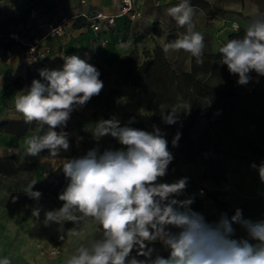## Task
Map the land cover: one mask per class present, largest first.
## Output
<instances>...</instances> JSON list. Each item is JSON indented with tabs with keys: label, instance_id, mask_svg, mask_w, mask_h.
<instances>
[{
	"label": "clouds",
	"instance_id": "obj_1",
	"mask_svg": "<svg viewBox=\"0 0 264 264\" xmlns=\"http://www.w3.org/2000/svg\"><path fill=\"white\" fill-rule=\"evenodd\" d=\"M167 12L184 31L163 45L164 53L183 51L202 64L205 37L196 30L190 0H181ZM232 28L239 31L238 24ZM218 53L220 63L238 76L239 85H247L252 72L264 77V16L253 17L244 35L227 39ZM63 60L60 70H41L40 76L47 83L33 80L30 90L15 97V111L24 123L36 125L35 134L26 136L21 145L24 155L39 156L47 151L50 157H61L70 144L68 133L56 129L66 128L73 111L86 106L103 90L94 65L77 55L64 56ZM183 107L186 110L160 105L162 122L179 123V114L191 111V105ZM134 122L135 118H130L121 126L115 116L98 120L90 130L93 138L98 142L111 136L121 148L100 152L97 147L82 157L57 161L68 183L59 194L62 206L46 212L45 222L60 225L62 231L65 222L75 225L87 219L98 225L101 233L99 238L81 243L65 264H264V219H246L237 208L230 218L221 213L217 221L208 222L191 208L193 197L178 198L188 186L187 177L160 182L174 159L165 134L156 125L152 131L129 126ZM180 138L177 132L173 147ZM252 167L258 169L264 182V162ZM32 185L25 191L39 199L41 193L32 191ZM39 212V208L33 209V216L38 217ZM233 225H240L247 238H233ZM71 235L82 237L83 233L73 230ZM157 241L169 251L167 258H152L155 249L148 245ZM134 249L145 259L133 257ZM0 264L11 261L5 257Z\"/></svg>",
	"mask_w": 264,
	"mask_h": 264
},
{
	"label": "rangeland",
	"instance_id": "obj_2",
	"mask_svg": "<svg viewBox=\"0 0 264 264\" xmlns=\"http://www.w3.org/2000/svg\"><path fill=\"white\" fill-rule=\"evenodd\" d=\"M191 1L194 4L193 20L196 30L205 37L203 63L198 64L194 57L183 51L164 53V57L177 71L189 72L193 66H196L199 78L205 79L221 89H230L233 82L229 79L226 80L229 74L227 66L222 65L226 76L219 74L220 72L205 73L204 60L209 55L218 53L219 47L226 42L230 34L238 32L232 28L234 23L239 25L240 31L245 29L253 17L264 16V0ZM169 7L172 6L155 7L151 6V2H149L142 13H139L135 7L137 14L135 18L121 14L127 16L128 21L124 22L120 29L116 24L117 16L103 12L106 15L114 16L115 19L113 26H105L104 29L106 28L108 33L114 34L113 36L117 34L119 39H122V41H115L111 44L123 43L120 46H124V50L119 58L107 60L77 55L101 67L99 70L102 74L100 79L103 81L104 87L101 93L93 97L86 106L73 111L66 128L56 130L67 132L68 138L74 141L79 153L84 156L90 149L97 147L100 152L106 149L121 148L119 142L111 136H105L98 142L93 138L90 130L94 126L93 124L100 119H109L115 116L123 126L128 124L130 118H135V122L129 126L146 131H152V126L156 125L165 134L168 148L174 156L169 165L173 167V170H167V175L161 178L160 182L173 183L180 178H188L187 170L191 167H198L203 169V174L194 181L196 189L200 194V189L203 188L205 194L202 195L210 196L213 187L222 184L225 180L231 156L215 149L210 139L203 135L209 125L212 128L218 125L219 120L228 113L229 107H225L222 111L218 108L209 118H206L204 114L211 109V106H204L198 112L197 104H194L189 114L184 112L179 114V123L167 125L161 119L154 117L153 110L141 100L138 90L118 69L119 60L133 50L138 52L139 64L153 60L156 48L163 49L165 43L175 40L184 31L177 25L175 19L168 15ZM94 11L100 12L93 8L84 12L92 13ZM76 22L84 23V26L90 27L89 21L85 18L78 17L73 25ZM26 39L31 40L30 38ZM100 45L103 49L110 43L105 39ZM50 49L48 55L53 51L51 47ZM21 54L24 56L22 50L13 44L9 45L4 52L0 51V121L23 119L15 111L14 100L20 93H25V89L15 86V81L20 77H25L28 67L33 63L25 56V59L21 60L23 57ZM69 55L75 54L69 53L63 57ZM43 61L45 62V59ZM43 61L39 62L42 64L41 70H60L64 64L63 58L54 65H47ZM177 110H186V108L181 104ZM177 132L181 133V138L178 141V146L173 147L172 139ZM33 134H35V130L28 131L24 137L0 132V158L8 157L7 163L13 167L9 174L0 170V259L7 257L11 264H65L81 243H87L92 238H99L101 233L99 226L87 219L75 225L65 222L62 231L59 230L60 225L54 222H45V213L58 209L61 205L49 193L42 192L36 182L47 178L59 167L57 161L61 157H65L53 158L48 156L47 151L41 152L39 156L24 155L21 145L26 136ZM200 137L202 139L197 145ZM17 149L20 151L17 152ZM190 183H193L191 179L188 181V184ZM30 185H32V191L41 193L39 199L30 197L25 191ZM35 208L40 209L38 217L33 216ZM221 213L206 220L215 222ZM73 230L81 231L83 236L71 235ZM61 236L64 238L60 239ZM148 246L155 249L152 255L153 259L156 255L164 258L169 256V251L160 242ZM142 258L145 259L143 256Z\"/></svg>",
	"mask_w": 264,
	"mask_h": 264
},
{
	"label": "crops",
	"instance_id": "obj_3",
	"mask_svg": "<svg viewBox=\"0 0 264 264\" xmlns=\"http://www.w3.org/2000/svg\"><path fill=\"white\" fill-rule=\"evenodd\" d=\"M0 0V31H17L23 37L33 39L46 34L47 21L68 19L65 35L57 39H47L45 44L52 48V53L45 59V64L54 65L63 55L73 53L101 59L119 58L124 46L114 34L108 33L105 26L95 32L88 25L79 28L72 18L79 13L93 8L96 11L117 16L118 29L128 21L121 15L122 0ZM174 0H136V10L142 13L146 5L166 7ZM33 12V13H32ZM82 21V20H79ZM108 40L110 45L101 49L100 43ZM116 44H111L115 43ZM95 50V51H94ZM4 52V51H3ZM21 56H23L21 54ZM25 57H21V60ZM19 60V61H21ZM252 80L247 85H239L231 99L228 116L221 126L211 134V144L217 150L229 153L231 159L225 180L215 185L210 196L200 195L194 181L203 174V169L191 167L187 176L193 183L188 184L179 199L194 198L191 208L207 219L218 216L221 208L212 197L215 195L225 203L223 211L229 218L237 208L242 210L246 219L253 221L264 219V182H261L257 166L264 162V77L250 73ZM233 238H247L246 231L240 225H233Z\"/></svg>",
	"mask_w": 264,
	"mask_h": 264
},
{
	"label": "trees",
	"instance_id": "obj_4",
	"mask_svg": "<svg viewBox=\"0 0 264 264\" xmlns=\"http://www.w3.org/2000/svg\"><path fill=\"white\" fill-rule=\"evenodd\" d=\"M180 2L181 0H174L169 6H175ZM190 6H194L191 0ZM82 26H84V23H75L76 28ZM243 35L244 29H241L236 33L230 34L228 39L242 37ZM168 42H170V40ZM155 52L156 55L153 60L139 64L138 52L133 50L129 54L123 56L118 63V69L122 71L123 76L138 90L141 95V100L153 110L155 118L161 119L160 105H163L165 108H177L181 104H183V106L191 105V107L197 104L198 112H200L201 108L204 106L210 105L211 109L204 114L206 118H209L218 108L221 111L225 109V107L230 108L231 99L239 86L237 83L238 76L229 73L226 80H232L233 86L230 89H221L218 86L210 84L207 80L199 78L197 76L196 66H193V69L189 72L177 71L164 57L162 48H156ZM80 58L84 59L82 57ZM221 58V54L219 53L211 54L206 57L203 65L205 73L213 74L214 72H220L219 74L226 76L223 72V64L220 63ZM41 65L40 63H33L29 66L26 76L18 78L15 81V86L20 89L24 88L26 93L30 90L33 80H40L41 83H47L44 78L40 76ZM94 66L98 70L101 69L98 65ZM101 76L102 74L100 73V77ZM227 116L228 113L219 120L217 126L212 128V126L209 125L203 136L210 139L211 134L221 126ZM35 128V124H26L23 119L0 121V132L13 134L18 137H24L28 131L35 130ZM201 139L202 137L199 138L197 145H199ZM68 140L70 148L67 152H62L61 156L67 159L82 157L83 155L79 153L78 147L75 145L74 141L69 138ZM225 154L230 156L229 153ZM8 160V157L0 158V170L1 172H6V174H9L13 169L12 165L7 163ZM168 170H173V167L168 166ZM188 181H190L189 178ZM67 183L68 180L62 168L58 167L55 171L51 172L47 178L36 182V185L42 192L49 193L56 202L62 206L63 202L59 200V194L64 190ZM212 197L220 206V213L223 212L225 203L215 195H212ZM155 243L158 244L159 241ZM132 256L137 259H143L142 256L137 255L136 249L133 250Z\"/></svg>",
	"mask_w": 264,
	"mask_h": 264
},
{
	"label": "built area",
	"instance_id": "obj_5",
	"mask_svg": "<svg viewBox=\"0 0 264 264\" xmlns=\"http://www.w3.org/2000/svg\"><path fill=\"white\" fill-rule=\"evenodd\" d=\"M136 0H122L121 14L131 16L135 18L137 16L135 10ZM81 3L86 5V0H82ZM33 13V12H32ZM78 17L85 18L90 23V27L98 32L102 26H113L115 24L114 16L106 15L103 12H81L72 19H78ZM68 19H61L59 21H47L45 23L46 36L35 37L31 40L26 39L17 31H0V51H5L9 45L13 44L18 46L26 58L31 63H39L46 59L51 49L45 44L47 38L55 39L63 34L69 25ZM237 24V23H234ZM200 194H205V190L200 189Z\"/></svg>",
	"mask_w": 264,
	"mask_h": 264
}]
</instances>
